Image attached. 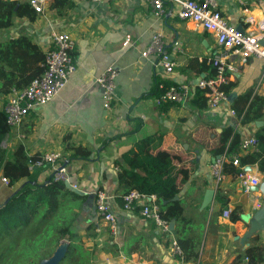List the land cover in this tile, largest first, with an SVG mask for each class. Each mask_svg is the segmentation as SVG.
I'll return each instance as SVG.
<instances>
[{
	"label": "crops",
	"instance_id": "crops-1",
	"mask_svg": "<svg viewBox=\"0 0 264 264\" xmlns=\"http://www.w3.org/2000/svg\"><path fill=\"white\" fill-rule=\"evenodd\" d=\"M71 1L73 7L60 16L47 10L49 23L35 14L32 20H16L15 25L20 20L25 22V27L14 26L2 35L6 37L4 40L26 35L45 53L49 49L50 29L65 31L74 40L75 66L60 92L47 104L30 112L18 127L9 129L2 146L12 151L21 144L29 158L45 152L61 153L70 184L85 193L80 196L83 199L75 202L76 221L70 229L79 239L73 248L83 254L73 253L75 260L76 255L79 257L76 264H182L170 250L171 241L178 237L198 240L196 261L184 264H240L244 251L250 247L260 248L264 255L263 231L248 236L244 244H240L248 230L242 218L258 209L256 205L263 202V194L260 190L244 194L238 181L230 175L216 184L210 174V165L221 156L214 155L213 150L219 147L222 130L232 126L243 140L255 137L264 129V118L241 125L237 116L229 113L247 106L249 101L246 102L245 94H250V99L253 96L264 99L262 63L248 59L224 87L228 89L227 95L234 93V97L215 110L196 107L195 92L183 105L156 106L154 99L160 84H194L212 75L207 62L212 36L193 23L179 19L171 3L164 4L165 14L156 19L148 0ZM244 2L241 5L239 0L219 1V9L227 22L235 27L240 25L243 31L247 28L243 21L245 15L254 22L264 18V0ZM155 32L162 33L175 63L171 75H164L154 59L140 56ZM126 36L129 43L124 46ZM108 66L115 67L118 75L114 80L109 118L105 119L95 78ZM3 100L7 101V96L1 95L0 110ZM262 113L264 115V107ZM146 138L151 141L145 144L143 151L152 158L169 157L177 175L175 196L187 223L172 222L173 229L167 234L144 219L139 207L131 211L121 207L124 188L116 182L118 168L114 163L120 161L123 152ZM66 147L86 149L90 157L71 159L73 151ZM253 152H257V148L239 149L238 157ZM261 157L264 158V151ZM225 159L227 163L231 160ZM245 169L256 176L259 183L264 181L255 163L246 165ZM37 170L40 183L52 174L48 168ZM158 170L164 172L161 167ZM182 171L188 174L184 183H181ZM16 186L0 183V202ZM96 190L111 196L110 204L118 223L116 238L110 236L93 208L83 206L89 193ZM207 190L213 191V197L202 207ZM80 258L84 262H80Z\"/></svg>",
	"mask_w": 264,
	"mask_h": 264
},
{
	"label": "trees",
	"instance_id": "trees-1",
	"mask_svg": "<svg viewBox=\"0 0 264 264\" xmlns=\"http://www.w3.org/2000/svg\"><path fill=\"white\" fill-rule=\"evenodd\" d=\"M49 11L60 16L65 10L73 7L71 0H47ZM34 11L29 6L28 0L10 1L0 0V30H8L15 26L16 20L26 18L32 20ZM45 53L26 35H19L14 38H7L0 42V95L7 96L12 89L22 90L30 81L39 77L43 72V62ZM171 84L164 83L165 87ZM228 92L227 88H224ZM160 93L158 90L157 93ZM158 93V94H159ZM157 94V95H158ZM244 98L248 102L247 106L239 111H234L239 123L246 125L256 120L264 118L262 108L264 99L245 94ZM196 107L204 108L205 99L202 91H195ZM5 121V113L0 110V179L5 178L9 187L16 186L14 191L0 203V246L6 239L9 245L1 249L0 264H39L43 259L49 258L60 241L66 239L69 242L65 260L69 262V257L73 253H80L79 249L73 248V244L79 239L71 233L74 218L68 219L61 208L63 202H75L83 199L64 183L55 182L48 178L43 182L38 181V170L28 171V161L36 157H28L23 145L17 144L12 151H7L2 143L9 131ZM257 141V152L250 155L238 157L239 165L245 166L255 163L260 173L264 175V158L261 157L264 147V129L260 130L254 137ZM151 138H146L134 144L132 148L120 155V161L115 162L118 168L116 182L118 186L124 188L123 194L135 190L147 196H155L160 207L161 217L170 222L186 224L182 217V206L172 198L177 193V175L171 167L170 158L160 156L150 157L143 147L149 143ZM240 135L234 131L232 126L222 130L219 138V147L213 150L214 155H223L232 159L239 153ZM72 150L71 159L76 157L88 159L90 152L81 147H66ZM161 157H165L162 158ZM164 169L160 173L158 168ZM222 172L225 175L234 176L238 170L232 166L231 162H224ZM181 183L188 178L187 171H182ZM221 206L223 200L217 196ZM166 202L164 205L162 202ZM232 222L233 218L230 219ZM48 223L46 229L38 232L37 238L32 242L30 248L24 254L23 243L26 242V231L32 222ZM176 233V231L174 232ZM176 243L180 247L182 254L177 257L183 263L194 262L197 259L198 240L195 238H177ZM10 250L13 258H9ZM243 258L248 259L246 264H261L264 261L262 250L258 247L247 248L243 253ZM23 259V260H22ZM239 259V258H238ZM80 262H84L80 258ZM75 264L76 260L70 261Z\"/></svg>",
	"mask_w": 264,
	"mask_h": 264
},
{
	"label": "built area",
	"instance_id": "built-area-1",
	"mask_svg": "<svg viewBox=\"0 0 264 264\" xmlns=\"http://www.w3.org/2000/svg\"><path fill=\"white\" fill-rule=\"evenodd\" d=\"M85 1L97 3L100 0ZM219 1L148 0L152 7V14L156 19H160L165 14L164 4L171 3L174 6L175 15L179 19L193 23L197 28L210 34L213 39L212 49L207 58V62L213 71L212 75L199 79L194 84L179 83L168 87L160 84L158 87L160 93L154 99L156 106L166 103L183 105L190 100L193 92L199 90L202 91L205 99V107L208 110H215L227 104L228 95L224 87L228 85L248 59L253 58L260 61L264 73V18L254 22L250 16L245 15L243 21L247 28L243 33H240L222 15L219 9ZM239 1L241 5L245 3L244 0ZM28 4L36 15L45 18L49 23L48 16H46L47 0H28ZM251 27L254 30H250ZM49 36V49L45 52L42 74L30 81L22 90L12 89L7 95V101L2 110L5 113L6 124L10 129L18 127L30 112L36 111L51 101L64 87L69 75L75 70L72 57L74 40L70 34L51 28ZM128 43L129 37L126 36L123 45ZM140 56L143 59H154L164 75L172 74L175 63L167 51L162 33L155 32L152 34L149 43ZM117 75L118 70L113 66H108L95 78V84L101 95L105 119L109 118L111 104L114 101V80ZM229 113L235 115L233 110H230ZM256 147L257 141L254 137L245 138L239 144V149L242 151ZM61 157L59 151L45 152L28 161V171L48 168L52 173L50 178L53 181L68 184L71 190H78L76 185L70 184ZM225 157V154L221 155L210 165V174L216 184L222 182L226 177L222 172V165L226 162ZM229 162L238 170L233 177L238 181L243 193L248 195L251 193V188L258 185V178L247 172L246 165H239L238 154L233 156ZM0 183L7 185V180L1 178ZM92 193L96 216L106 225L110 236L116 238L118 223L110 204L111 196L102 190ZM121 207L124 211H131L139 207V214L144 219L152 221L161 233H170L169 222L161 217L160 207L155 196H147L132 190L122 194ZM259 207V204L256 205V208ZM227 214L224 212V216ZM170 250L174 258L180 257L182 254L175 240L171 241ZM247 261L248 259L244 257L240 264H246Z\"/></svg>",
	"mask_w": 264,
	"mask_h": 264
},
{
	"label": "water",
	"instance_id": "water-1",
	"mask_svg": "<svg viewBox=\"0 0 264 264\" xmlns=\"http://www.w3.org/2000/svg\"><path fill=\"white\" fill-rule=\"evenodd\" d=\"M236 30L240 33H243V29L240 25H238L236 27ZM233 97H234V93H231L230 95H228L227 100L230 101ZM65 185L68 187V184H65ZM252 190H254V191L260 190L264 196V181H262L261 183H258V185L251 188V191ZM72 191L75 192L76 194H78L79 196L85 195V193L80 191V190H72ZM96 191H94V192H96ZM212 197H213V191L212 190L205 191V194H204V197L202 200V207L207 206L210 203V201L212 200ZM176 200H177V197L174 196L172 198V201H176ZM92 202H93V193L88 195V198L83 203V206L85 205V206L91 207L94 210V206H93ZM165 203H166L165 201L162 202L163 205ZM94 213H95V211H94ZM242 221L248 225V230L246 231L245 235L240 239L241 245L244 244V240L248 236H250L254 233L260 232V231L264 232V200L261 203L260 207L258 209H256V211L252 215H247V216L243 217ZM172 222H174V221L169 222V229L170 230L173 229ZM170 225H172V226L170 227ZM67 250H68V242L65 240L60 241L59 245L56 247V249L54 250L52 255L47 259L41 260L39 262V264H60L61 261L63 260V258L65 257Z\"/></svg>",
	"mask_w": 264,
	"mask_h": 264
},
{
	"label": "rangeland",
	"instance_id": "rangeland-1",
	"mask_svg": "<svg viewBox=\"0 0 264 264\" xmlns=\"http://www.w3.org/2000/svg\"><path fill=\"white\" fill-rule=\"evenodd\" d=\"M15 26H17V27L18 26L25 27V22H21L19 20ZM8 31H9V29L8 30L7 29L6 30H0V41L4 40L6 38V37H4L2 35L3 34H6ZM0 97H1V95H0ZM3 102H4V104H3V106H4L6 100H3ZM0 203H2V202H0ZM74 207L75 206H73L71 202L64 201L63 202V207L61 208L62 212L63 213L65 212V215H66V217L68 219H71V218L72 219L73 218L75 219L74 222H73V224L76 221V214L73 211V208ZM47 224L48 223H39L38 221H34V222L31 223V225L28 227V229L26 231V236H25L26 239H28V240H26V242L23 243V245H22V247L25 249L24 250V254L27 253L28 250L32 247V242L37 238V234L36 233L42 232L44 229H46V225ZM106 230H107V228H106ZM9 241H12V240L6 239V240H4L2 242V245L0 246V253H1V251H3V250H1L3 247L5 249L9 245ZM8 253H9V258H13V254L10 253V250L7 251L5 255H7ZM78 259H79V257H78V255H76V262L78 261ZM73 260H74V257H71V259L69 257V262L66 260L67 262H65L64 264H71L70 261H73ZM82 264H85V263H82Z\"/></svg>",
	"mask_w": 264,
	"mask_h": 264
}]
</instances>
